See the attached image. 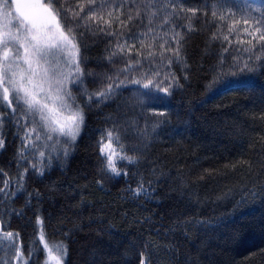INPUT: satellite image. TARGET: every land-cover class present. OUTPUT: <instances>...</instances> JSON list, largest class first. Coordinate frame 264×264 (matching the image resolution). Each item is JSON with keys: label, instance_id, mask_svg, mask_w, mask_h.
<instances>
[{"label": "trees", "instance_id": "1", "mask_svg": "<svg viewBox=\"0 0 264 264\" xmlns=\"http://www.w3.org/2000/svg\"><path fill=\"white\" fill-rule=\"evenodd\" d=\"M82 3L87 0H55L57 8L76 12ZM233 3L264 10V0ZM113 4L124 7L117 11ZM175 6L173 12V0H109L108 9L97 10L102 19L88 23L93 30L105 27L115 35L77 36L85 61L81 67L96 73L85 76L79 89L72 83L68 88L83 108L80 135L67 156L56 134L52 140L46 133L39 140L33 137L35 146L26 154L34 161L44 152L41 163L48 166L43 176L30 169L12 200L0 195L3 232L20 233L23 254L17 260L9 243L0 242V264H49L39 243L37 215L43 219L46 242L63 264H139L142 253L148 264H264V50L244 52L251 48V37L243 33V23L229 33L233 18H214L216 4L209 0H175ZM189 8L199 11L193 16ZM82 15L87 19L90 13ZM128 16L133 19L128 21ZM58 19L65 31H84V21L75 28L71 12L62 11ZM174 32L185 36L180 61L161 48L176 47ZM117 42L126 45L124 54L109 63L105 58ZM137 59L140 65L119 79H152L167 87L174 76L178 83L170 94L127 84L106 104H89L81 96L83 88L96 92L106 87L108 75ZM20 123L32 126L28 120ZM112 129L114 160L127 175L108 173L99 152L101 137ZM0 135L6 140L0 168L8 173L0 175L3 187V180L23 171L17 167L23 131L5 117ZM140 184L147 191L136 195ZM19 187L13 179L8 191Z\"/></svg>", "mask_w": 264, "mask_h": 264}, {"label": "snow or ice", "instance_id": "2", "mask_svg": "<svg viewBox=\"0 0 264 264\" xmlns=\"http://www.w3.org/2000/svg\"><path fill=\"white\" fill-rule=\"evenodd\" d=\"M127 2L128 0H125V3ZM5 3L7 4V10H4V4H0V20L3 21L2 25H0V128L4 127L5 117H7L9 122H14L23 131V135L19 136L21 147L17 153V167L18 169L23 168V171L18 172L17 177L3 180V187H0V195L4 199L12 200L17 192L23 189L25 174L29 173L30 169L36 175L43 176L48 166L41 163L45 157L44 152L39 151L38 159L34 161L30 160L26 154V150L34 148L35 140H39L45 133L46 139L52 140L53 134H57L56 143L62 145L63 154L67 156L69 148L80 135L84 123L83 108L76 103V97L68 90L67 83L70 82L79 89V86L84 83L85 76H96V73H86L81 67V64H84L85 61L81 54L82 44L77 42V36L83 38L89 32H92V35L103 33L111 37L115 33L108 31L105 27H97L93 30L88 23V21L102 19V16L98 15L97 10L108 9L109 0H99V2L98 0H87V4L78 5L79 12L65 9L63 5L57 8L55 0H49L48 4L39 5L45 14L44 19L40 22L29 11H26L33 5L21 3V0H11V2L5 0ZM209 3L216 4V8L212 10L214 18L220 21H225L229 17L233 18L229 33L236 30V25L243 23L245 26L243 33L251 37L247 41L251 48L243 49L244 52L264 50V10L261 8H237L233 0H209ZM113 7L115 10L121 11L124 4H120L118 7L113 4ZM62 11L65 13L71 12L72 18L76 20L75 28L81 27L80 22L84 21V31L77 33L73 27H69L65 31L58 19ZM172 11L176 12L175 0H173ZM179 11L183 12L185 9L180 7ZM187 11L195 16L199 10L189 8ZM205 11H207V5ZM82 13H90V15H87V19H85V15H82ZM237 14H239L240 19H235ZM107 15H112L111 9L108 10ZM139 15L138 11L137 16ZM132 19V16H128V21ZM167 22L168 20L165 19V23ZM104 23L110 27L109 21L105 20ZM121 24L123 27H127V22L122 21ZM188 31H194V29L188 26ZM215 38L214 34L213 39ZM225 39L227 40V37ZM172 40L176 45L174 49H165L163 44L161 48L171 52L175 60L180 61L181 48L185 36L181 32H174ZM125 47V44L117 42L115 50L105 59L112 63L114 57L124 54ZM65 48L73 50L71 53L72 59L67 63L68 71L66 75L59 71L62 66L59 63L61 57L58 55V53H63ZM224 51L227 52L228 49L226 48ZM149 55L153 56L155 52H150ZM64 58L67 59V57ZM257 59H260V57H257ZM140 63L139 59L135 61L129 60L126 66L118 69L114 76L108 75L106 77L109 81L106 87L96 92H89L87 88H83L81 96L86 95L89 104H106L113 97L120 95V89L126 87L127 84L140 85L145 89L155 87L161 93L170 94L173 83H178L174 76L167 87L161 86L163 81L154 83L152 79H148L146 83H142L141 79L127 76L124 79H119L121 73H127L137 65H140ZM172 63L173 60L169 59L168 66H171ZM221 63H223V60ZM245 69L251 71L247 63H245ZM245 69H241V71ZM155 75L159 76V72H156ZM61 76H63V79L60 78ZM157 114L164 115L163 112ZM22 119L28 120L32 126L21 124L20 121ZM114 131V129L108 130L106 137H101L99 152L105 158V170L108 173L115 176L127 175V173H121L118 170L114 160L116 155L112 151V142L116 138L114 137ZM33 137H35V140ZM59 137H64L65 139L61 141ZM105 138L108 143L103 142ZM5 146L6 140L0 135V150H3ZM32 154L35 156L37 152ZM121 159H127L129 163H133L135 160L134 157H121ZM21 161L28 162L27 166L22 164ZM0 175L6 176L8 173H5L4 169L0 168ZM13 179L18 180L20 187L14 188L9 192L8 187L12 184ZM97 183H100V181H97ZM151 183V181H148L149 186H151ZM146 191L143 184H140L134 190L136 195L141 192L146 193ZM28 195L38 197L39 193H28ZM251 195L254 197L256 194L251 193ZM12 211L17 216L23 215L22 210L15 211L13 209ZM36 223L41 226L39 243L43 245V249L47 252L48 260H54L55 264H62V257L54 256L49 243L46 242L43 232L44 222L39 215L36 216ZM19 240V232L4 231L0 235V242L9 243L10 247L14 249L17 260L23 259L22 249L18 243ZM28 255L30 257L32 253L29 252ZM139 264H148L147 258L143 253Z\"/></svg>", "mask_w": 264, "mask_h": 264}, {"label": "rangeland", "instance_id": "3", "mask_svg": "<svg viewBox=\"0 0 264 264\" xmlns=\"http://www.w3.org/2000/svg\"><path fill=\"white\" fill-rule=\"evenodd\" d=\"M1 1L4 2L5 6H6V8L4 10H7V4L5 3V0H0V4H1ZM9 2H11V0H9ZM21 3L33 5V7L26 9V11H29L37 19L38 22H40L44 19L45 14L43 13V10L39 7V5L43 4L42 0H21ZM2 23H3V21L0 20V25H2ZM72 51H73L72 49L65 48L63 53H58V55L61 57L59 63L62 66V67H60L59 71H61L64 75L67 74V71H68L67 63H68V61H70L72 59V57H71ZM64 57H67V59H65ZM60 78L63 79V76H61ZM69 85H70V82L67 83L68 88H69ZM45 87H47V85H45ZM48 263L50 264L51 262L48 260ZM54 264H55V262H54Z\"/></svg>", "mask_w": 264, "mask_h": 264}, {"label": "water", "instance_id": "4", "mask_svg": "<svg viewBox=\"0 0 264 264\" xmlns=\"http://www.w3.org/2000/svg\"><path fill=\"white\" fill-rule=\"evenodd\" d=\"M3 233L2 224L0 222V235Z\"/></svg>", "mask_w": 264, "mask_h": 264}]
</instances>
